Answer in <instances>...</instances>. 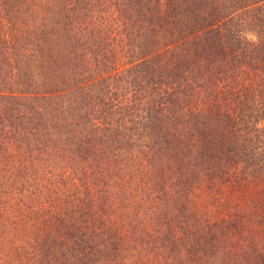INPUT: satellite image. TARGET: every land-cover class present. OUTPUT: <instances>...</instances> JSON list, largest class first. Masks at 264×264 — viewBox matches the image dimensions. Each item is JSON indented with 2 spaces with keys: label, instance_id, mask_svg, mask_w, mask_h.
Segmentation results:
<instances>
[{
  "label": "trees",
  "instance_id": "1",
  "mask_svg": "<svg viewBox=\"0 0 264 264\" xmlns=\"http://www.w3.org/2000/svg\"><path fill=\"white\" fill-rule=\"evenodd\" d=\"M89 8L0 2V209L30 239L22 264H264V0ZM97 177L143 187L151 225L103 219Z\"/></svg>",
  "mask_w": 264,
  "mask_h": 264
},
{
  "label": "rangeland",
  "instance_id": "2",
  "mask_svg": "<svg viewBox=\"0 0 264 264\" xmlns=\"http://www.w3.org/2000/svg\"><path fill=\"white\" fill-rule=\"evenodd\" d=\"M128 0H0L2 4L5 5L6 3H9L11 5L19 4L25 8L29 9L33 15L30 16L29 14L26 15L27 19H36L35 15L36 12H43L45 8L49 4L56 6V12L54 17L58 18L61 14V7L63 5H68L70 7L77 8L78 6H85V10L87 11V8L92 7L94 9L93 11H98L97 15L103 14L104 20H113L115 18H120L119 12L116 10L118 7H121L125 4H127ZM87 6V7H86ZM3 9V8H2ZM90 9V8H89ZM83 10H81V14H77L78 17H82L83 19L86 18V21H91L97 19L96 16L88 17L87 13H84ZM91 14V11H88ZM83 13L85 15H83ZM4 15V14H3ZM7 17L8 15L5 14ZM14 15V12L11 13V16ZM23 16V15H22ZM38 16V15H36ZM5 17V16H4ZM43 15L40 14L38 18H42ZM29 20V21H30ZM119 28V27H118ZM120 32L123 30L122 28H119ZM125 34V31H122ZM248 32V35L252 38L256 37L254 32ZM123 34V35H124ZM7 131H0L2 133L0 135V147H5L6 141H7ZM25 146V143L24 145ZM72 155H68L65 153H60L55 159H53L54 164L53 169L57 172L59 171H65L66 176H70L68 178V186L73 187L75 184H78L80 181L82 182L84 179L80 178L79 169H77L78 164L75 162H71L70 158ZM64 159V160H63ZM70 162H69V161ZM89 162H83L81 166L88 167ZM77 165V166H76ZM76 167V168H75ZM13 169V168H11ZM78 171V172H77ZM7 180L0 177V184ZM106 180L109 181L111 184V193L106 191V187L103 185V179L102 177H97V180L94 181L89 179L90 182L96 184L93 189L96 190L99 188L98 192L94 195L93 199L91 198L90 201H92L95 206L94 209L98 206V210L101 212L103 219H106L108 217H113L116 224L124 223L126 225H129L130 228L133 225H137V223L140 222H146L148 225H151V220L154 219L155 214H149L146 211H144V207L141 206V203H143V198L145 195H143V187H140L135 182L132 186H130L131 190L125 193H119V189L117 187V184L113 182L112 179H108L106 177ZM97 184L99 186H97ZM78 186V185H77ZM128 186V185H126ZM98 187V188H97ZM133 187V189H132ZM129 189V188H128ZM2 188L0 187V206L4 205L7 201V198L4 196L3 191H1ZM76 190V189H75ZM77 194V193H76ZM78 195L84 197V201L86 202L89 198L85 197V194L83 192L78 193ZM48 198L45 196L40 197V199H37L36 202H44ZM204 198H202L203 200ZM107 200L106 203H104ZM6 201V202H5ZM204 201V200H203ZM202 203L198 198L195 200L194 198L189 199L190 206ZM4 203V204H3ZM127 206L132 207L134 213H130V211H125L128 213L126 215L123 212V208H126ZM147 206V204H146ZM7 207V206H6ZM101 207V208H99ZM19 217H16V212H13L10 208L0 209V264H22L23 262H27V258L25 257L26 252L23 249L26 247L27 249V243L30 241L27 237L23 238V228L21 222L19 221ZM127 227V226H126ZM21 228V229H19ZM136 232V231H135ZM32 241V240H31ZM22 254V256H18ZM29 258V256H27ZM143 259V258H142ZM178 262V261H177ZM182 264H187V262L181 261ZM37 264V263H35ZM39 264V263H38ZM157 264V263H154ZM158 264H173L172 261H166L164 258H161L160 261H158Z\"/></svg>",
  "mask_w": 264,
  "mask_h": 264
}]
</instances>
